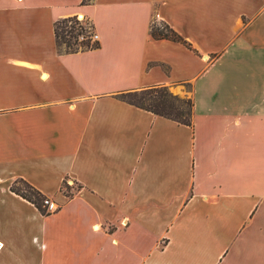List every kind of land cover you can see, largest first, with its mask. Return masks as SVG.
<instances>
[{
    "label": "crops",
    "instance_id": "0c3cea01",
    "mask_svg": "<svg viewBox=\"0 0 264 264\" xmlns=\"http://www.w3.org/2000/svg\"><path fill=\"white\" fill-rule=\"evenodd\" d=\"M184 83L191 125L115 96ZM0 264H264V0H0Z\"/></svg>",
    "mask_w": 264,
    "mask_h": 264
},
{
    "label": "trees",
    "instance_id": "16d2710c",
    "mask_svg": "<svg viewBox=\"0 0 264 264\" xmlns=\"http://www.w3.org/2000/svg\"><path fill=\"white\" fill-rule=\"evenodd\" d=\"M53 29L59 50L70 52L94 48L89 47L88 41L78 40V35L84 32V26L77 21L76 16L56 20ZM149 31L152 37L156 39H169L180 42L189 48L192 47L185 38L163 20L153 17L149 25ZM62 43L65 45L63 48L61 47ZM184 84L188 85L189 83ZM115 96L122 101L148 110L156 115L164 116L178 123L191 125L192 97L179 100L171 94L165 85L120 91ZM62 188L66 195L73 193L69 191L70 187L65 182L62 183ZM11 189L31 201L40 212L43 214L47 213L43 202L47 197L31 184L23 179H19L12 184Z\"/></svg>",
    "mask_w": 264,
    "mask_h": 264
},
{
    "label": "built area",
    "instance_id": "2783aa9c",
    "mask_svg": "<svg viewBox=\"0 0 264 264\" xmlns=\"http://www.w3.org/2000/svg\"><path fill=\"white\" fill-rule=\"evenodd\" d=\"M77 21L84 26V32L78 35L79 41H88L89 47H96L98 45L99 36L93 30L91 23L82 16H76ZM66 185L71 186L73 182L69 179H64ZM45 211L51 212L58 208L57 204L49 198L44 199Z\"/></svg>",
    "mask_w": 264,
    "mask_h": 264
},
{
    "label": "rangeland",
    "instance_id": "374dc122",
    "mask_svg": "<svg viewBox=\"0 0 264 264\" xmlns=\"http://www.w3.org/2000/svg\"><path fill=\"white\" fill-rule=\"evenodd\" d=\"M154 18H156V16ZM64 46L65 45L62 43L61 47L63 48ZM182 87L184 88V90L181 93H179V94H177L176 92L175 93H171L172 95L176 96L179 100H184V99L190 97V95L188 94L190 89H191L190 84H188V85L187 84H182Z\"/></svg>",
    "mask_w": 264,
    "mask_h": 264
}]
</instances>
